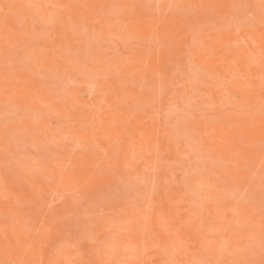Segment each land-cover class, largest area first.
<instances>
[{"label": "rangeland", "instance_id": "obj_1", "mask_svg": "<svg viewBox=\"0 0 264 264\" xmlns=\"http://www.w3.org/2000/svg\"><path fill=\"white\" fill-rule=\"evenodd\" d=\"M0 264H264V0H0Z\"/></svg>", "mask_w": 264, "mask_h": 264}]
</instances>
